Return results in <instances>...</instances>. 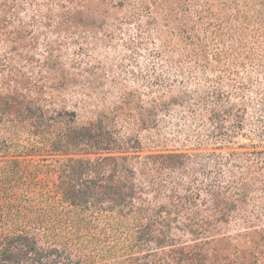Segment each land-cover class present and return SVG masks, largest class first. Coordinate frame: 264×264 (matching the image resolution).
Wrapping results in <instances>:
<instances>
[{
    "label": "trees",
    "instance_id": "1",
    "mask_svg": "<svg viewBox=\"0 0 264 264\" xmlns=\"http://www.w3.org/2000/svg\"><path fill=\"white\" fill-rule=\"evenodd\" d=\"M187 2L190 17L200 25V52L189 51L181 68L197 70L211 82L192 96L194 104H187L192 113L197 108L204 112L203 127L215 129L199 139V146H226L238 134L264 145V0H216V5L205 2L200 7ZM19 6L18 0H0V16L13 15ZM214 6L235 30L252 27L260 44L237 53L239 46L232 41L239 40L224 32ZM1 40L16 44L20 37ZM10 52L5 51L2 62L7 63ZM251 72L259 73L263 82L250 79ZM225 85L232 90H224ZM15 96L0 91L1 157L142 148L103 121L88 126L73 118L57 123ZM132 159L69 158L33 168L6 160L0 167V264H264V225H256L257 217L244 210L251 197L248 183L237 179L223 184L219 175L203 189L186 187L181 177L167 174L227 173L233 166L230 158L156 154L138 165ZM233 218L238 233L222 235L223 224ZM241 238L247 247L239 251Z\"/></svg>",
    "mask_w": 264,
    "mask_h": 264
},
{
    "label": "rangeland",
    "instance_id": "2",
    "mask_svg": "<svg viewBox=\"0 0 264 264\" xmlns=\"http://www.w3.org/2000/svg\"><path fill=\"white\" fill-rule=\"evenodd\" d=\"M18 1L20 6L13 15L0 16V20L5 19L0 58L11 51L7 63L0 59V91L16 94L25 107L44 112L57 123L72 118L79 126L103 121L123 140H137L142 148L121 153L0 156V167L10 159L33 168L69 158L131 156V163L138 165L156 154H222L233 163L227 173L168 170L167 174L181 177L186 187L203 189L210 188L219 175L223 184L237 179L248 183L251 197L244 210L257 217L256 225H264V145L257 138L238 134L226 146H199V139L207 138L215 129L203 127L204 112L197 108L192 113L187 104L211 84L199 71L181 68L186 64L185 55L199 47L196 32L200 31L196 29L200 25L190 17L189 0ZM193 1L200 3L197 7L205 2L216 5V0ZM213 11L220 12L217 6ZM217 17L224 32L238 38L231 40L239 46L237 53L242 55L243 50L260 44L252 27L235 30L224 15ZM18 35L16 44L1 40ZM250 79L263 82L255 72L250 73ZM224 90L232 88L225 85ZM232 101L238 102V98ZM231 170L236 173H229ZM235 223L236 218L227 219L222 235H236ZM246 247L241 238L237 250Z\"/></svg>",
    "mask_w": 264,
    "mask_h": 264
}]
</instances>
